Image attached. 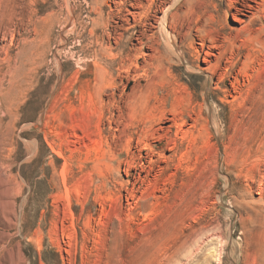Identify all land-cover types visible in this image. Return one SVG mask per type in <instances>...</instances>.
Segmentation results:
<instances>
[{"label":"rangeland","instance_id":"rangeland-1","mask_svg":"<svg viewBox=\"0 0 264 264\" xmlns=\"http://www.w3.org/2000/svg\"><path fill=\"white\" fill-rule=\"evenodd\" d=\"M68 1L73 30L66 0H0V264H264V43L241 34L212 59L211 81L190 58L175 68V91L162 82L165 70L143 60L144 48L132 51L141 27L118 28L111 0ZM158 8V0L144 8L147 23ZM226 23L235 36L237 24ZM128 51L137 73L119 71ZM111 54L115 86L106 95L115 97L106 109L92 73ZM124 87H137L126 105ZM117 109L119 123L109 125ZM175 116L186 122L184 138ZM149 121L177 147L170 154L148 136L170 162L149 191L156 197L138 202L119 131L127 123L134 135ZM227 150L242 157L238 166H218ZM139 155L129 174L142 167Z\"/></svg>","mask_w":264,"mask_h":264},{"label":"bare ground","instance_id":"bare-ground-1","mask_svg":"<svg viewBox=\"0 0 264 264\" xmlns=\"http://www.w3.org/2000/svg\"><path fill=\"white\" fill-rule=\"evenodd\" d=\"M155 1L111 0L110 13L117 16L116 25L120 29L124 25H126L127 29H135V25H140L141 30L135 33L132 51L136 52L139 47L144 48L146 52L143 55L145 58L143 60H150L167 72V76L162 75L161 77L162 82L168 86L167 89L172 88L175 91L181 89L180 78L174 75V71L182 63L189 65L190 58L201 59L203 66L197 68L201 72H206L209 75L208 79L211 81L218 70V67L212 64V59L217 60L218 56L224 55L228 49L227 46L232 47L235 39L241 34L247 36L249 41L254 44V47L263 46L264 0H158L159 8L154 12L155 16H153V19L147 23V15L144 17V8H151ZM110 4L108 3L109 6ZM97 6L98 2L96 1L92 8L101 17L102 10ZM66 16L68 19L67 27L73 30L75 21L68 0H66ZM228 19H232L237 24V28L231 27V30L235 31V36L231 33H225ZM129 20H131V23H128ZM92 24L94 27L98 26L99 19H93ZM255 25H258V28H255ZM191 33L193 34L192 36ZM121 39L122 34L112 38L113 48L117 49L120 46ZM107 40L110 42L109 36ZM195 41H197V46H194ZM106 50L112 51V48L104 47L101 51ZM124 51V48H122L120 52L123 53ZM134 57L135 55L128 51L125 57L120 58L119 71L137 73L140 70V66L135 62ZM114 58L115 56L111 54L110 65L107 67L96 65L92 73L95 86H99L101 93L105 95L102 105L106 109L113 105L110 98L113 99L115 97L114 93L106 95V90H113L115 86L113 76L110 73ZM187 69L192 71L191 66H187ZM142 72L146 73L145 70H142ZM171 72H173V75H171ZM126 89L124 87L123 94L125 98L122 101L125 105L132 101L137 87H132L127 92ZM188 99L191 100L190 97ZM202 102L206 103V96H202ZM202 105L204 106V104ZM204 107L208 109L206 106ZM192 114L201 117L203 115L202 107H200L198 112L191 111L188 115L189 119L193 121ZM207 114L212 117V121L208 125H211L212 131L221 137L220 129L213 123L212 113L207 112ZM119 115L120 112L117 109V115H114V118L110 116L113 120L109 121V125L118 122ZM178 120L182 124H179ZM171 122L176 128L177 134L175 136L179 133L184 138L182 127L186 123L185 120L182 117L175 116ZM153 127L154 123L149 121L134 135H128L130 125L123 123L122 129L119 131L121 138L126 144V158L123 161V166L125 167V176L130 179L132 186L129 195L138 202L145 198L156 197L154 194L150 195L149 191L157 186L162 169L168 168V163L170 162L169 156L163 155L161 150L154 151L153 147L146 142L148 136H155L160 139L155 143L166 146L170 154L177 147L175 142L171 145L168 144V134L167 136L161 134L159 130H155ZM133 137H136V146L132 149L131 142ZM137 148L140 152L139 157H141L142 167L135 169L133 173L129 174L126 169L129 170L132 166H135ZM142 151H146L145 159L141 155ZM217 157L218 153L216 154V159H218ZM241 158L239 153L234 154L233 150H227L225 153H221L220 162L218 161L217 163L218 166L221 163H225L227 167L238 166ZM206 164L211 166L210 163ZM226 180L228 179L226 178ZM136 187L137 189L134 191ZM135 193H139V196L133 197L132 194Z\"/></svg>","mask_w":264,"mask_h":264}]
</instances>
